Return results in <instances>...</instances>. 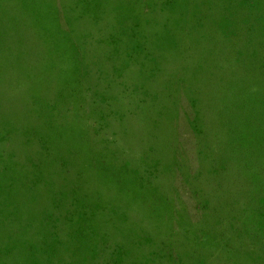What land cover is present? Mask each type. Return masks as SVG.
Masks as SVG:
<instances>
[{"label": "rangeland", "instance_id": "1", "mask_svg": "<svg viewBox=\"0 0 264 264\" xmlns=\"http://www.w3.org/2000/svg\"><path fill=\"white\" fill-rule=\"evenodd\" d=\"M83 2L74 14H95ZM121 4L136 12L129 24L145 33L139 54L117 51L132 43L127 35L122 45L120 34H103L114 40L106 38L110 50L86 42L95 23L70 14L73 33L61 39L55 73L43 54L49 41L25 36V25L24 43L14 46L28 54L20 57L27 72L17 63L6 75L0 63V136L32 135L26 154L33 158L38 131L50 135L47 122L66 116L63 122L77 123L60 132L66 146L90 137L93 153L111 161L87 164L79 156L86 151L74 159L67 153L62 176L53 169L24 191L33 219L21 232L25 249L38 253L46 232L45 264H264V0H103L101 8L110 14ZM8 8L24 24L18 2ZM2 16L0 32L10 18ZM2 39L14 40L4 34L0 49ZM73 41L85 47L91 71L80 82L65 61ZM80 84L102 88L103 96L75 102ZM29 94L42 101L30 102ZM20 148L0 142L5 157ZM42 219L56 238L39 228Z\"/></svg>", "mask_w": 264, "mask_h": 264}, {"label": "trees", "instance_id": "2", "mask_svg": "<svg viewBox=\"0 0 264 264\" xmlns=\"http://www.w3.org/2000/svg\"><path fill=\"white\" fill-rule=\"evenodd\" d=\"M0 1H2L0 8V12L3 15L2 17H5L4 15L10 17L8 19L6 30L0 32V38H2L4 34H6V37L11 36L14 39L11 40V44L9 45H6L8 43L7 39H2L5 42L4 45L6 46L0 49V55L4 56L1 59L2 61L0 60V63L4 62V65H6L3 69L6 75H9L11 73V70H13V64L16 67L17 63H19L20 72H27L26 63L22 62L20 57H28V54L26 53V55L23 50H18L17 46H14V44L16 43H24V36H22V33L24 31L23 25H25V36L27 35V33L33 32L36 34L38 40L40 38L42 39V43L46 44V46L49 41V48L45 47L46 49L43 51V54L47 59V63L48 61H50L51 70H54V73L55 62L57 59L60 60L62 49L66 44L65 43L61 45V39L68 38L73 33L71 25L68 22L70 14L72 16L70 17V19L74 18V20H77L79 19V17L82 16L90 18L96 25L94 28L95 30H97V33H92L90 34V36H84L83 38L86 40V42L97 41L98 43H102L106 45V48L109 50L110 43L113 44L114 40L112 41L110 37H104L103 34L111 35L112 38V34H120V37L117 36V41L119 43H122V45H124V42H122V35L130 36L132 39V43L125 47V51L123 50V47L122 49L117 50L119 53L122 52L123 54H125V52L128 54H139L141 48H138V42L140 39L145 38V33H141L138 29H141V25L129 24V21L134 20L136 12H126V9L123 7L122 4L119 8H116V10H112V14L111 12L110 14H107L101 8V2L103 0H87L89 1V4L91 6L95 7V14L89 12L87 14H79L76 16L74 13L85 4L83 0H69V2L71 3L70 5H67L66 0ZM12 1L18 2L22 17L24 15L28 16L24 18V24L22 23L21 19L19 20V18L15 19L14 17H12V11H10V9L8 8V5L11 4ZM139 19L140 18L138 17L137 20ZM1 20L2 19L0 17V21ZM123 26H127L126 29ZM95 34L97 35V37L91 38V36ZM106 38H109L110 43ZM84 39H82L81 42L77 43L85 45ZM127 43L128 41H126V44ZM84 50V46L80 49L78 48L76 41H73L71 45L67 46L68 55L67 60L65 61L71 62L72 74L70 75V77L74 78L76 82H80L78 79H80L82 75H87L91 73V71L88 69L87 64H85V59L83 57ZM70 56L71 59L69 60L68 57ZM92 57L93 54L91 53V58ZM107 60L109 61V58ZM109 63L106 65L108 66ZM65 70L66 69L64 68H59L58 73L63 72ZM101 90L99 91L96 88H93L90 84L89 86H83L80 84L78 86V92L82 95L83 98H80L81 95H74L72 99H74L75 102H91L92 97L87 96H89L91 93L93 94V96H98V94H101ZM100 96H103V94L99 95L98 97ZM29 99L30 102L42 101L41 97H38V94H29ZM80 117H83V115L80 114ZM65 118L66 116L55 117V122H47L48 126L53 129L50 130V135H43L45 133V131L43 130L38 131L40 134H36L37 136L35 139V149L37 155L35 154L33 158H28L26 154V145H28L32 135H20L15 139H12L11 137H9V135L0 136V142H9L15 140L17 141V144L21 147L20 149L14 151L18 153V155H12V157H5L4 155H2L3 151L0 150V184L2 185L1 187L6 190L11 189L8 193H6L5 191L0 192V245L3 246L0 247V264H13V261L15 262V264H21V262H24L23 264H35L34 262H39V259L41 260L40 264H45L43 263V253L41 248L45 249L47 246V240L51 239L47 238L48 236L46 232L42 233V246L38 248V253H32V250L28 252L27 249H25L26 245L25 241H23L21 232H23L25 229L32 228L33 219L31 217L30 212H28L31 211L30 208L24 205L25 200L22 198L24 191L30 192L31 190H33L35 182L48 179L53 169L58 168L59 175L62 176L63 174L61 172V168L66 165L67 153L71 154L72 158L74 159L77 151H86L79 154V156L80 158L81 156H83L82 161L87 164H92V162L97 161L98 163H101L100 161H104L105 158L107 162H111L108 161L109 158L105 157L103 153L100 156H98V154L96 153H93V149L96 148L95 139L93 138L88 137L84 139V137H81L80 141L75 142L74 148H71L69 145L66 146L65 138L67 136H61L60 132H71V129L74 125H77V123L73 125L71 124V122L65 123L63 122ZM102 144H104V141L102 142ZM46 158L48 160L46 162H42V159ZM31 160L35 161V163H32ZM44 170H48V172L45 173ZM11 187H18L20 189V197H16V195L13 194L15 190H13ZM133 198V203L135 207L141 209L139 204H141L142 200L136 196H134ZM71 205L73 206V204ZM48 213H51V209L46 210L43 215ZM72 219L73 217L70 216V220ZM46 223L47 219H42L41 223L39 224V228L44 231H47L43 228V224L46 226ZM47 232H49L52 237H57L54 230L53 232ZM4 248H11L13 250V256L9 259L8 257L11 255L10 252H5L4 254H1V251Z\"/></svg>", "mask_w": 264, "mask_h": 264}]
</instances>
